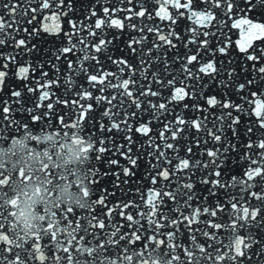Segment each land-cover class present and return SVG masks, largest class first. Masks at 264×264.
<instances>
[{
  "label": "snow or ice",
  "instance_id": "snow-or-ice-1",
  "mask_svg": "<svg viewBox=\"0 0 264 264\" xmlns=\"http://www.w3.org/2000/svg\"><path fill=\"white\" fill-rule=\"evenodd\" d=\"M0 264H264V0H0Z\"/></svg>",
  "mask_w": 264,
  "mask_h": 264
}]
</instances>
